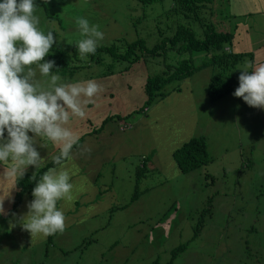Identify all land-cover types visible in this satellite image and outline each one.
Here are the masks:
<instances>
[{
  "label": "rangeland",
  "instance_id": "rangeland-1",
  "mask_svg": "<svg viewBox=\"0 0 264 264\" xmlns=\"http://www.w3.org/2000/svg\"><path fill=\"white\" fill-rule=\"evenodd\" d=\"M211 1L199 17L223 31L229 26L224 18L226 0ZM171 2L160 0L143 5L137 0H36L41 29L53 31L54 41L57 40L53 49L75 47L80 38L75 24L79 17L103 32L97 47L124 46L142 40L145 48L151 49L162 38L171 37L176 24L190 26L197 38H203L201 25L172 13ZM245 6L244 1L238 5ZM101 53V64H96L95 53L86 58L78 54L82 63L73 62L71 66L82 68L71 80L59 76L65 82L97 80L110 65L109 56ZM162 58L140 61L121 78L117 74L121 66L117 65L114 78L110 75L100 81L99 89L112 92L113 99L107 103L110 111L117 113L111 117L116 130L122 123L129 125L131 131L132 126L147 117L143 108H155L154 101L140 107L136 104L135 108V89H141L142 75L147 76L146 80L160 77L166 65L175 66L181 60L174 53ZM184 58L192 60L194 72L186 80L169 83L162 92L165 99L178 86L191 88L192 95L182 94L179 102H187L188 97L194 101V137L204 138L208 163L184 175L163 171L159 165L150 167L148 163L140 172L138 155H123L119 153L123 144H116L112 158L99 168L98 183L112 186L121 206L116 208L106 201L107 207L96 217L75 219L76 215H71L72 222L63 232L46 240L29 237L25 247H20L11 233L10 221L5 217L10 212L6 207L11 189L7 182H0V199L5 198V214L0 215V264H264V110L251 108L232 96L238 76L230 94L211 100L207 90L219 68L205 65L210 62L209 54H185ZM245 65L246 62L239 63L238 73ZM135 66L141 70L135 71ZM46 81V77L41 78L42 83ZM123 113L127 116L121 117ZM187 119L190 123L191 118ZM156 121V129L166 139L174 136V126L165 120L162 109ZM135 130L129 136L130 140L133 137V150H148L149 144L142 145L143 132L137 136L139 143ZM51 145L47 143L45 149H53ZM0 178H5L2 173ZM182 245L185 250L173 257L172 251Z\"/></svg>",
  "mask_w": 264,
  "mask_h": 264
},
{
  "label": "clouds",
  "instance_id": "clouds-1",
  "mask_svg": "<svg viewBox=\"0 0 264 264\" xmlns=\"http://www.w3.org/2000/svg\"><path fill=\"white\" fill-rule=\"evenodd\" d=\"M38 8L36 0H0V163L6 165L7 175L21 178L29 166L40 169L46 159L51 164L38 177L36 171L30 177L34 186L25 195L31 194V199L19 220L31 237L46 238L63 232L64 207L84 190L83 183L77 187L66 163L76 142L67 125L72 116L83 114L82 105L97 94L99 85L92 79L65 82L56 74L55 62L44 59L57 40L53 31L41 29ZM75 24L80 36L75 48L86 58L95 53L104 34L84 17ZM239 70L232 96L264 110V62L251 61ZM44 77L46 83L41 82ZM130 128L119 126L121 132ZM49 142L57 151L41 156L38 147ZM4 199H0V215L5 214Z\"/></svg>",
  "mask_w": 264,
  "mask_h": 264
},
{
  "label": "crops",
  "instance_id": "crops-1",
  "mask_svg": "<svg viewBox=\"0 0 264 264\" xmlns=\"http://www.w3.org/2000/svg\"><path fill=\"white\" fill-rule=\"evenodd\" d=\"M244 1L246 6L244 8L238 7L239 3ZM226 0L224 3L230 18L228 22L234 32L233 40L235 44L228 49L229 53H247L250 52L253 55L251 61L255 63L264 62V0ZM226 48H224L225 50ZM135 66L136 70L138 69ZM145 75H142L140 79L141 89H135V108L140 107L147 100L144 92V84L146 82ZM169 94L171 96L169 97ZM167 96L169 97L168 103H165L166 98L161 99L156 102L155 108L150 111L146 109L145 113L147 117L142 118L138 123L132 126L129 122H126L132 126V130H135V140L140 143L137 137L140 132H143L142 145H150V148L143 152H135L133 150L130 132H121L118 128L117 130L112 127L113 115L117 113L111 112L108 108V100H112V92L109 89H99L98 94L92 98L87 99L86 106L82 107L83 114L79 116H72L68 122L67 127L70 128L72 134L76 141L80 139L79 144H75L71 152V159L66 163L73 170V179L79 187L81 183L84 184V190L88 194H84L83 191L78 192L75 199L64 207L65 213V227H67L72 222V216L75 219H81L88 216V218L96 217L97 213L106 208V201L117 204V196L110 185L98 183V177L100 174V166L112 158L113 151L116 144H123L119 153L127 155L128 153L138 155V167L145 168L146 163L150 167L159 165L163 171L169 170L174 174H181L172 158L173 152L181 147L184 142H187L190 138L194 136V131L196 127V115L194 101L188 97L187 102L181 103L180 96L182 94L192 95L191 88L187 85H181L176 87L175 90L170 92ZM137 104V106H136ZM163 110L165 120L174 126V136H170L166 139L156 129L157 117L159 110ZM192 109V111H191ZM142 110V111H143ZM189 112L185 114V112ZM138 111V110H135ZM171 114L170 117L167 115ZM127 116L123 113L121 117ZM190 117V123L187 119ZM109 119L104 125L103 121ZM193 124V126H192ZM120 123L118 126H122ZM102 127V129H100ZM134 132L132 133V135ZM151 140V142H150ZM156 140H160L161 143L156 144ZM161 144V146H160ZM51 150H46L45 148L37 150L40 152L41 156H47L57 151L54 145ZM127 153V154H125ZM121 155V157L123 156ZM116 160V159H115ZM147 161V162H146ZM49 163L47 159L43 162V165ZM5 169V171H3ZM39 170V169H38ZM36 170L29 166L25 173L31 174ZM0 173L4 175V180L0 178V182L7 184L10 187V196H8V206L6 209H10L12 202L13 191H15L14 177L6 174V165L0 163ZM90 185V186H89ZM110 189V192L108 190ZM104 195L100 196L101 193ZM31 199L30 195H24L21 201V206L14 213L11 212L8 221L10 224H14L11 227V233L13 234L17 244L21 246H27L28 238L31 237L30 234L20 227L19 220L20 217L27 211L26 204ZM11 201V202H10ZM116 201V202H115ZM62 202H58V206H61ZM92 211V212H90ZM20 213V216L18 215ZM88 213V214H85ZM35 238V237H31ZM40 238V237H39ZM43 240L48 239L41 238Z\"/></svg>",
  "mask_w": 264,
  "mask_h": 264
},
{
  "label": "trees",
  "instance_id": "trees-1",
  "mask_svg": "<svg viewBox=\"0 0 264 264\" xmlns=\"http://www.w3.org/2000/svg\"><path fill=\"white\" fill-rule=\"evenodd\" d=\"M143 5L156 4L160 0H137ZM212 3L211 0H172L170 11L176 15H181L186 20L196 21L204 29L203 38H197L190 26H182L181 24H176L174 27V33L171 37H164L151 49L145 48L144 42L142 40H136L132 43H127L124 46L111 45L110 47H97L95 51L94 60L96 64L103 63L102 53L105 52L109 56L108 61L110 65L106 74H100L94 80L99 87L100 81L103 78L110 77L114 73V68L117 65L121 66L118 71V77L121 78L122 75L128 74L127 72L133 68L136 63L146 60L147 58H161L164 60L166 56L172 53L181 57L180 62L173 65H166L165 71L162 76L147 78L144 84V92L147 97L146 104H150L153 101L157 102L165 97L162 92L163 88L169 83L175 81H183L188 79L194 72L195 68L192 66V60L184 58L185 54H209L210 62L206 63V66L218 67L220 72L214 78L211 79L209 88L207 90L208 96L219 99L227 94H230L233 87L232 83L235 78L239 75L237 67L239 63L248 64L251 62L253 55L250 52L247 53H227L224 48L232 47V40L234 32L228 22L230 18L228 10L226 8L225 19L227 20L229 26L223 31L216 30L212 22L202 21L199 17L201 11H205L206 6ZM38 5V4H37ZM225 6V4H223ZM226 7V6H225ZM210 9V10H208ZM208 11H211L210 7H207ZM205 14V13H203ZM206 17V16H205ZM204 19V18H203ZM210 21V19H209ZM45 60H53L55 62L54 67L56 74L64 77V79L71 80L76 72H78L82 67L79 65L71 66V63L81 64L82 61L78 57V52L75 47H55L50 49V55H47ZM172 70L170 74L168 72ZM114 78V77H113ZM92 79V78H89ZM95 79V78H94ZM93 80V79H92ZM116 80V79H115ZM141 113V111H135ZM109 119L103 121L104 125ZM102 129V127H100ZM129 131V130H128ZM80 139L76 141L73 145L79 144ZM173 161L178 169V171L183 174H188L197 170L198 168L206 165L208 163V156L206 152L205 140L203 137H192L187 142H184L181 147L176 149L172 154ZM47 166H51L47 163L38 170L35 174L37 177L40 172L45 170ZM140 172L143 168L138 167ZM32 177L30 174L25 173L23 177H14V186L16 189L14 200H12L9 211H13L14 214L19 208V201L22 196L30 193L32 187L34 186V180L30 179ZM110 192V189L108 190ZM104 195L102 192L100 196ZM117 199L116 208L120 207L121 204L119 199ZM21 206V204H20ZM9 218V217H8ZM200 219V218H199ZM200 221L198 222V225ZM50 236H48L49 238ZM194 238H196V229ZM25 247V246H24ZM185 250V245L179 246L177 249L172 251L173 257H177L178 254Z\"/></svg>",
  "mask_w": 264,
  "mask_h": 264
},
{
  "label": "built area",
  "instance_id": "built-area-1",
  "mask_svg": "<svg viewBox=\"0 0 264 264\" xmlns=\"http://www.w3.org/2000/svg\"><path fill=\"white\" fill-rule=\"evenodd\" d=\"M125 129V127H121V130H124Z\"/></svg>",
  "mask_w": 264,
  "mask_h": 264
}]
</instances>
